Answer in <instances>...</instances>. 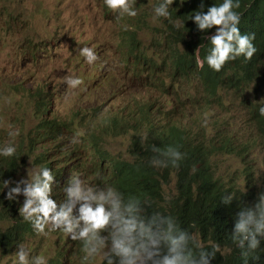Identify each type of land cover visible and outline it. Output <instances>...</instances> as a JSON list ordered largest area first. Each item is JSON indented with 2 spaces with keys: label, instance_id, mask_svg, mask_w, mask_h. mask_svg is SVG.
<instances>
[{
  "label": "clouds",
  "instance_id": "1",
  "mask_svg": "<svg viewBox=\"0 0 264 264\" xmlns=\"http://www.w3.org/2000/svg\"><path fill=\"white\" fill-rule=\"evenodd\" d=\"M214 1L219 4V0ZM136 2L137 0H104L106 7L113 11L108 10L119 30L116 50L121 53L122 68L128 77L146 84L149 89L163 96L164 93L173 95L172 100L164 96L165 103L162 104L167 108L169 119L164 120L161 106L150 103L139 106L137 111L127 116L113 115L106 124V130L111 133L119 131L122 137L129 136L132 146H135L134 143L147 144L153 133L168 132L166 123H170L186 131L185 141L194 149H201L211 155V158L228 155V146L218 139H212L208 129L203 127L207 126L210 114L205 115L197 132H194L190 125L174 123L181 103L177 81L184 79L186 75L176 74L174 68L169 74L162 73L154 66L153 58L160 54L158 52L162 47L161 36L165 43L177 44L175 28L181 35L183 43L181 47L201 50L210 41L211 48L205 59L198 61L199 67H203L205 62L216 72L221 71L223 67L224 69L241 67L243 58L251 60L257 55V48L253 43L255 34H242L240 31L242 13L235 10L240 8L239 0H223L219 5L213 4V0H200L182 14L185 18L184 22L177 20L168 23L169 20H163L158 24L136 22L135 16L138 14L135 8ZM173 2L174 0H162L161 3L152 5L153 19H170L169 8ZM124 15L127 17L125 18ZM134 23L138 24L136 34L139 39V31L144 26L147 27L149 42L145 50H140L136 46L137 48L129 55L124 39L135 32L134 29L130 30ZM191 24L196 26L189 29L188 26ZM214 27L216 31L213 34L210 29ZM76 60L92 65L99 60V56L92 47H83ZM155 76L160 77V80H152ZM60 80L70 89H77L84 83L82 79L73 75L63 76ZM241 81L239 83L246 90L248 88L250 90L254 84L253 89L258 91L264 87V71L258 73L257 77L255 75L247 81ZM197 88L199 93L201 87ZM262 93L264 95V91ZM34 94L36 103L41 106L55 104V97L44 88H35ZM2 98L0 97V105ZM202 102L215 105L208 98ZM187 106L186 102L182 105V109H186ZM258 111L264 116V106ZM32 115L33 119L38 116L33 106ZM9 135L0 134V157L1 155L12 157L16 153V147L10 141L19 135L11 137L15 135L13 132H9ZM31 135L38 137V134L31 130L22 138ZM78 142L77 137H72L69 141L70 144ZM96 146L103 151L106 150L102 147L99 137L95 136L91 145L83 137L79 152L92 157L93 148ZM149 147L155 153L149 161L154 168L162 169L170 166L172 169H178L180 161L184 158L182 152L171 146L161 149L152 144ZM32 150L39 152L41 164H53L65 157L57 144L51 146L48 152L43 149L41 143H38L33 149L28 150L27 154H31ZM96 155L98 160V153ZM19 157V167L15 176L2 182L3 189H8L5 199L11 202L19 198L16 207L28 223V227L39 236L49 234L62 251H55L56 254L53 255V249L39 242L36 250L39 255H33L35 245L32 242L35 239H31V235H28L17 240L15 245L9 248L8 253H13L12 264H60L63 254L62 264H78L69 258L70 252L66 245L69 239L71 252L77 250L78 257L82 259L81 264L89 261L91 262L88 264H212L217 254H222L218 243L211 245L210 250L198 244L193 234L182 228L174 217L160 212L149 213L146 205L138 197L126 196L112 185L101 186L90 182L88 171L77 170L78 165H74L76 174H72L67 182L55 181V175L48 167L34 171L31 179L27 177L16 181L24 168L36 166L31 162L26 164L22 156ZM212 167L216 171L215 164L212 163ZM248 171L251 172V168ZM170 173L173 174V171L170 170ZM230 176L235 178V173ZM261 180L263 181V178ZM243 183L244 181L241 185ZM234 198L229 193L224 195L222 202L227 205ZM4 229L6 228L0 227V230ZM231 240L240 249L243 264H249V260L257 262L261 259L256 253L264 242V194H260L251 206L240 207L231 231ZM97 257H100L102 262L96 260ZM3 262L8 264L4 260Z\"/></svg>",
  "mask_w": 264,
  "mask_h": 264
},
{
  "label": "rangeland",
  "instance_id": "2",
  "mask_svg": "<svg viewBox=\"0 0 264 264\" xmlns=\"http://www.w3.org/2000/svg\"><path fill=\"white\" fill-rule=\"evenodd\" d=\"M141 2L149 3L146 0ZM151 4L152 2L150 6ZM213 4L219 5L214 0ZM106 8L104 0H0V15L4 16L0 18V97H3L0 105V134L10 136L9 132H13L15 135L11 137L19 135L18 145L20 139L37 126L38 119H33L29 95L39 87L48 90L55 97V111L58 114L55 122L67 121V129H63L62 145L74 153L71 158L73 165L91 171L92 164L97 161L96 154L87 157L79 152L83 137L92 143L97 136L102 147L114 157L127 161L131 159L133 143L129 140L130 137H118L116 133L106 130V124L113 115L127 116L137 111L141 105L156 104L157 100L164 104L165 99L162 94L124 73L121 53L116 50L119 30L109 14V11H113ZM151 11L152 8L148 16ZM137 18L136 15L135 20ZM150 23L158 24L156 21ZM195 26L191 24L188 28ZM139 35L140 39L136 34L138 48L145 50L149 42L146 26L139 31ZM129 38L130 35L124 41H129ZM161 40L163 46L158 54L164 58L167 55V44L162 36ZM30 45V51L37 52L34 53L35 58L26 54ZM21 46L25 49H20ZM83 47H92L99 60L92 65L76 60ZM160 70L164 74L171 73V68L160 67ZM66 75L79 77L84 83L77 89H70L60 80ZM188 80L189 77L177 81L180 97L198 93L196 85H183ZM7 92L11 93L5 95ZM221 98L226 99L225 107L219 104L210 107L201 102L196 110L187 111L188 106L182 109L179 103L174 123L190 125L197 132L205 115L210 114L207 126L203 127L208 129L212 139L223 142L222 133L237 131L240 146L250 145L249 151L244 150L248 156L237 159L236 156L242 149L235 148L237 152L213 157L211 159L216 171L226 177L235 173V177L241 178L242 182L245 169L254 167L256 181L262 178L264 180V138L259 137L254 121L257 106L251 113L255 117L250 119L244 93L226 90L221 93ZM72 137H77L79 142L70 144ZM62 152L67 155L63 149ZM250 162L253 165H249ZM39 169L34 166L24 168L16 181L27 177L31 179L33 172ZM175 193L176 180L173 176L172 183L166 187L167 198ZM9 225L10 219L0 217V227L6 228ZM34 239L33 255H39L36 252L39 242L53 249V255L62 251L49 234H35ZM70 242L69 239L66 243L69 258L81 264L82 259L78 257L77 250L71 252ZM3 260L12 264L13 253L0 251V264H4ZM96 260L102 262L100 257Z\"/></svg>",
  "mask_w": 264,
  "mask_h": 264
},
{
  "label": "trees",
  "instance_id": "3",
  "mask_svg": "<svg viewBox=\"0 0 264 264\" xmlns=\"http://www.w3.org/2000/svg\"><path fill=\"white\" fill-rule=\"evenodd\" d=\"M198 1L200 0H186L180 11L171 14L168 20L184 22L185 18L182 14ZM154 2L161 3L162 0H154ZM218 2L220 4L223 0ZM239 3L240 8L235 10L242 13L239 24L240 31L242 34H255L253 43L257 48V55L253 56L251 60L243 58L241 67L236 69H229V67L224 69L223 67L219 72L210 69L206 62L203 67H199L198 61L204 60L211 48L210 41L201 50L181 47L180 45H183L181 35L174 28L177 44L166 43L167 55L164 58H161L160 54L154 57L153 64L157 69H160V67L164 69L174 68L176 74L189 76L190 80L183 85L201 87L195 98L188 96L180 98L181 106L187 102V111L196 110L197 105L205 98H208L214 104L225 107L228 97L226 99L221 98V93L226 90L244 93L245 102L248 103L247 108L250 110V119L255 117L251 113L254 112L257 106L254 121L259 137L264 138V116H261L258 111L261 106H264V95L262 93L264 87L255 91L253 84L250 89L252 92H250L249 88L246 90L239 83L241 81L239 79L247 81L255 75L257 77L258 73L264 71V0H239ZM135 8L138 13L136 22L144 21L150 23V15L153 12L151 11L148 16V12L143 10V8H147L145 4L136 5ZM2 17L4 16L0 15V18ZM124 17L126 18L127 15H124ZM137 26L133 24L130 30L134 29L135 32L130 33L129 41H124L129 55L139 45L137 43L138 40H136ZM215 31V27L210 29L213 34ZM20 49L25 48L21 46ZM30 49L31 45L29 50H26L27 56L37 53L36 50L30 51ZM32 58H35V56H32ZM152 80L159 81L160 77L155 76ZM38 89L41 88L38 87ZM9 93L11 92H7L5 95ZM164 96L169 100L173 98V95L168 93H164ZM29 101L38 112L36 117L38 124L33 129L38 134V137L31 135L21 138L18 145V137L10 141V143L15 145L16 153L12 157L2 155L0 157V190L3 189L2 182L4 180H9L15 176L19 167L18 160L20 155L26 164H29V162L34 163L36 165L35 168L48 167L52 169L55 181L67 182L72 174H76L71 160L74 153L62 145L63 129H67V121L55 123L58 115L55 111L57 105L54 103L48 106L37 104L34 90L29 95ZM156 105L161 106L164 120L169 119L167 108L158 100ZM208 106L213 107V105ZM116 116H119V114ZM166 125L168 132L161 131L158 134H151L147 144L134 143L135 146L131 148V159L129 161L118 159L109 151L101 150L99 146L93 148V153H98V160L92 164V170L88 171L90 182L101 186H115L125 193L126 196L138 197L146 205L149 213L160 212L174 217L182 228L193 234L198 244H202L209 250L211 245L218 243L221 246L222 254L218 253L212 264H243L240 249L231 240V231L234 227L236 213L240 210V207L251 206L257 201L260 194H264V180H255L254 167L245 169L246 175L242 185L241 178L219 175L212 167L211 155L199 148L194 149L185 141L187 137L186 131L174 124L166 123ZM116 134L118 137H122L119 131ZM221 140L228 146V155L232 151L237 152L235 148H241L242 151L237 154L236 158H246L248 156L245 151H249L250 145L240 146L237 131L230 130L222 133ZM38 143H41L43 149L48 152L51 146L57 144L59 150L62 151L63 149L67 155L56 163L41 164L39 152L32 150L31 154H27V151L33 149ZM152 144L161 149L171 146L182 152L184 158L180 161L179 168L172 169L169 166L158 169L152 167L149 163L155 155L149 147ZM249 165H253V163L250 162ZM249 168H251V172L248 171ZM80 169L83 170L84 168L77 166V170ZM170 170L173 171V174L170 173ZM173 176H175L176 180V193L174 196L167 198L166 187L172 183ZM235 176L237 175L235 174ZM260 186L261 188H259ZM7 190L5 188L0 191V217L5 220L10 219V225L4 230H0V251L2 253H8L9 248L15 245V242L20 238L31 235V239H34L36 234L34 230L28 227V223L19 214L16 203L20 199L17 198L16 201L11 202L5 199ZM229 193L235 198L226 205L222 202V199L224 195ZM256 255H259L261 259L257 262L249 260V264H264V242H262L261 248L257 250ZM63 256L60 264L64 262Z\"/></svg>",
  "mask_w": 264,
  "mask_h": 264
},
{
  "label": "bare ground",
  "instance_id": "4",
  "mask_svg": "<svg viewBox=\"0 0 264 264\" xmlns=\"http://www.w3.org/2000/svg\"><path fill=\"white\" fill-rule=\"evenodd\" d=\"M146 1H149V0H146ZM183 2H184V0H174L173 4L170 5V8H169V12H170V14H173V13H176V12L180 11L182 5L186 2V0H185L184 3H183ZM138 3H139V5H138ZM181 3H183V4H181ZM141 4H142V5L145 4V5L147 6V8H146V9L143 8V10L146 11V12H149V10L152 8V7H151L152 5H154V4H159V3H158V2H152L151 6H150V3H143V2H141L140 0H137L135 6H136V5L141 6ZM163 20L166 21V20H168V19L159 18V19L154 20V19H153V14L151 13V15H150V21H151V22L156 21L157 23H160V22L163 21Z\"/></svg>",
  "mask_w": 264,
  "mask_h": 264
}]
</instances>
